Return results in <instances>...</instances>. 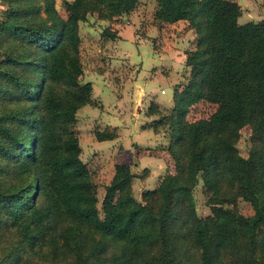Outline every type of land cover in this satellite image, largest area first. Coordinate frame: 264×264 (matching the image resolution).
Listing matches in <instances>:
<instances>
[{"label":"trees","instance_id":"trees-1","mask_svg":"<svg viewBox=\"0 0 264 264\" xmlns=\"http://www.w3.org/2000/svg\"><path fill=\"white\" fill-rule=\"evenodd\" d=\"M42 1L7 0L0 19L2 262L23 263L29 248L40 264H264V18L240 23L235 0H156V19L188 21L197 36L186 53L189 82L174 88L166 121L175 171L142 202L129 192L130 166L116 163L118 192L103 201L101 215L74 130L91 91L79 81L78 22L87 12H129L137 0H64L67 17L54 0ZM200 100L218 107L187 120ZM244 125L247 156L236 147ZM189 163L207 191L205 217L185 182ZM234 196L253 213L230 206Z\"/></svg>","mask_w":264,"mask_h":264},{"label":"rangeland","instance_id":"rangeland-1","mask_svg":"<svg viewBox=\"0 0 264 264\" xmlns=\"http://www.w3.org/2000/svg\"><path fill=\"white\" fill-rule=\"evenodd\" d=\"M34 1L36 6L43 4L42 0ZM235 1L241 8L240 23L264 18V0ZM54 2L60 15L67 17L64 0ZM7 8V0H0V19ZM156 8V0H137L129 12L110 18L87 12L78 22L80 42L74 49L83 70L79 81L90 82L91 91L89 100L76 111L74 130L101 215L103 201L114 200L118 192L111 183L116 163L130 166L134 176L129 192L142 202L144 191L155 189L166 173L175 171L169 153L170 124L166 121L174 109V88L182 90L189 82L191 68L185 63L186 53L195 48L197 36L188 21L168 23L156 19ZM5 57L0 45V59ZM146 93L159 103L155 101L154 105ZM150 106L156 110L149 115ZM217 107L216 103L200 100L189 106L185 118H208ZM162 116L165 118L161 121ZM251 145V128L244 125L236 147L247 156ZM184 178L191 187L197 215L210 214L207 191L192 163L187 164ZM230 206L245 215L253 213L251 204L238 196L231 199ZM3 247L5 243H0V264H12L2 262ZM27 251H23L24 261L20 264L41 263Z\"/></svg>","mask_w":264,"mask_h":264},{"label":"crops","instance_id":"crops-1","mask_svg":"<svg viewBox=\"0 0 264 264\" xmlns=\"http://www.w3.org/2000/svg\"><path fill=\"white\" fill-rule=\"evenodd\" d=\"M177 53L179 52V51H176ZM175 53V52H174ZM181 56V55H180ZM146 92V91H145ZM161 92V91H160ZM161 93H164V90L162 89V92ZM173 93V92H172ZM146 96H148V97H152V96H150V93H148V95H147V93H146ZM152 99L154 100V102L156 101V102H158V100L156 99V98H154V97H152ZM170 101H171V98H170V100H169V103H170ZM159 103V102H158ZM169 103L167 104V105H169Z\"/></svg>","mask_w":264,"mask_h":264}]
</instances>
